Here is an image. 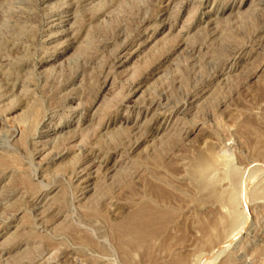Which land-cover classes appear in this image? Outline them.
<instances>
[{"label": "rangeland", "instance_id": "obj_1", "mask_svg": "<svg viewBox=\"0 0 264 264\" xmlns=\"http://www.w3.org/2000/svg\"><path fill=\"white\" fill-rule=\"evenodd\" d=\"M0 264H264V0H0Z\"/></svg>", "mask_w": 264, "mask_h": 264}, {"label": "bare ground", "instance_id": "obj_2", "mask_svg": "<svg viewBox=\"0 0 264 264\" xmlns=\"http://www.w3.org/2000/svg\"><path fill=\"white\" fill-rule=\"evenodd\" d=\"M151 221H153V220H152V216L150 214H148V213L144 214L143 212H140V213L134 214L132 216L130 215V217L129 218L127 217V219L124 220L123 222H120L119 224H115V226L113 228L115 230V233H117V235L120 237V239H122V237H123V239L126 240V237H135V236L137 238H139V237H142L144 235V233H146L145 232V226L147 225V223H151ZM244 224H245V222H244ZM240 226H242V225H240ZM240 226H239V228L241 229ZM240 232H237L236 236ZM230 241H232V240L230 239L228 242H230ZM224 244H226V242H224Z\"/></svg>", "mask_w": 264, "mask_h": 264}]
</instances>
